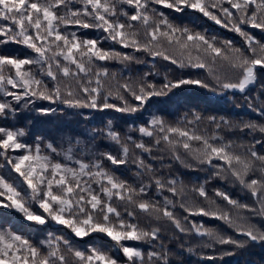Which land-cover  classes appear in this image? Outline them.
Instances as JSON below:
<instances>
[{"label":"snow or ice","instance_id":"1","mask_svg":"<svg viewBox=\"0 0 264 264\" xmlns=\"http://www.w3.org/2000/svg\"><path fill=\"white\" fill-rule=\"evenodd\" d=\"M76 3L81 6L74 8ZM225 4L228 6L225 7ZM155 5H163L177 13L189 9L198 11L216 24L239 33L244 38L246 47H236L231 41H223L221 46H217L214 37L210 40L204 34L193 32L187 27L175 26ZM125 6L130 9L131 14L129 10H125ZM121 16L125 18L124 22H121ZM136 24L140 27L136 28ZM62 25L65 29L74 25L78 28L102 30L107 34V39L124 48L132 47L136 51L147 52L152 57H162L173 64L178 63V60L167 52L162 41L170 46H178L181 55L188 53V64L192 67H208L206 62L200 60L199 55L196 60L200 62L192 61L191 51L203 53L212 65L219 63L220 70L226 66L235 73L234 79L218 73L213 74L216 85L222 90H238L245 93L257 80V66L264 70V42L245 31L246 27L264 31V0H0V44L15 42L27 46L36 54L34 58L25 59L0 55V92L4 96L17 102L26 100L27 103H33L35 99L53 103L59 101L69 109H115L131 113L143 108L153 96L165 94V90L171 91L183 85L211 88V85L202 79L189 78L173 82L165 77L166 82L157 90L155 84L146 81L148 74H145V78L138 81L117 83L115 91L108 85L105 92L101 77L107 78L109 72L107 68H97L96 62L113 59L126 62L134 57L103 49L99 47L96 39H80L76 32L61 31ZM33 65L38 67L39 75H46L53 81L52 88L43 80L37 79L30 70H22L23 66ZM180 66H184L183 62H180ZM210 73H213V69H210ZM93 83L95 87L90 86ZM9 86L18 91L9 90ZM127 95L139 103L130 105ZM110 98L122 101L123 106L110 103ZM254 99L246 98L250 109L254 108ZM9 110L15 111L11 102L0 101V114ZM254 110L264 116V107H255ZM37 111L46 115L55 110L40 108ZM200 119L199 115L195 116V121L199 122ZM208 119L216 128V134L210 137L197 134L195 129L189 131L166 124L162 117L157 116L146 122L145 126H141L139 132L153 138L157 149L170 153L177 161L184 162L179 152L182 148L184 158L191 161L187 164L189 168L209 166L214 169V176L238 182L250 190L259 207L240 204L226 192L219 190L216 191V196L236 210L235 218L232 212L221 210L219 207L211 210L186 202L182 181L173 177L157 176L153 165L145 163L143 153L151 155V146L142 141L137 143L131 137L122 141L120 133L113 130H109L106 135L120 145L121 155L117 157L109 152L101 153V157L113 165L127 164L129 143H132L135 149L141 150V155H134L132 160L138 169L137 176L141 173L151 174L148 176V184L140 183L137 187L119 179L104 168L102 159H97L91 164L78 160V169L53 162L50 156L41 154L39 143L33 150L31 146L20 142L19 138L25 135L24 130L5 127H0V151L7 154L8 150H25L26 154L7 159L6 162L15 173L23 177L27 188L30 189V196L25 199L18 186L0 175V207L16 209L23 213L26 220L38 225H45L49 220L55 221L65 225L77 237H84L92 232L105 233L120 245L128 264H135L137 258L142 262L143 253L137 248L123 245L121 241L157 240L160 237V229L146 230L138 223L126 222L117 207L113 206L114 197L125 203V214L130 218L134 219L135 213L129 211L127 205H132L144 213H155L158 220L169 221L180 233L195 231L196 235L206 237L211 243L231 244L237 248L247 247L249 241L264 243V231L249 223L247 217L239 215L240 211H245L264 216V154L255 150V145L264 144V140L254 138L256 133L264 136V122H233L224 118L217 120L216 117ZM188 123L191 124L192 121ZM224 130L252 135L253 141L251 144L233 140L225 142L224 137L218 134ZM218 141L220 143H217ZM193 142L197 144L196 147H193ZM47 148L53 153L56 152V146L52 142L47 144ZM236 148L241 149V152L237 153ZM67 159H72L71 147L68 148ZM160 159L162 163L163 157ZM214 160L222 163L214 164ZM257 172L260 174L258 178L248 179ZM93 184L99 186V191L92 187ZM153 184L157 192L166 190L173 199L165 196L162 206L158 202L140 199L147 196L148 189ZM192 190L209 201L203 185ZM177 198L180 199L179 207L184 212L189 215L212 216L225 221L234 226L238 234L246 237V240L239 241L212 230H202V225L197 226L194 223L190 228L184 227L181 219L175 214ZM32 203H38L43 213L37 214L33 211ZM214 203L215 201H210V204ZM183 219L187 221L188 217ZM55 239L56 243L53 244L49 234L46 243L50 250L47 254H42L39 248L22 236L10 230L0 229V264H68L66 256L60 251L61 243L73 253L79 264H118L112 256L95 248L90 249V254L86 255L85 252L72 249L69 241L63 237ZM211 243L206 246H211ZM160 249L161 251L148 253L150 264L153 259L159 264H170L169 249L163 243L160 244ZM188 251L192 249L189 248Z\"/></svg>","mask_w":264,"mask_h":264},{"label":"trees","instance_id":"2","mask_svg":"<svg viewBox=\"0 0 264 264\" xmlns=\"http://www.w3.org/2000/svg\"><path fill=\"white\" fill-rule=\"evenodd\" d=\"M80 6L79 3L73 5L74 8H79ZM227 6L225 4V7ZM155 7L163 12L175 26L180 28L187 27L193 32L204 34L210 40L214 37L217 46H221V42L223 41H231L236 47H246L244 38L239 33L216 24L213 20L205 17L198 11L189 9L182 13H177L165 8L163 5H155ZM125 10L130 11L127 6H125ZM218 15L220 14L218 13ZM120 19L121 22L125 20L122 16ZM133 23L135 24L136 22ZM139 27L136 24V28ZM140 30L141 32L143 31L142 29ZM61 31L76 32L80 39H96L99 42V47L103 49H111L134 57L133 60L126 62L116 59L96 62L97 68H107L109 72L107 78L101 77L105 84V92L108 89V85H111L112 90L115 91L117 83L123 84L129 81H138L141 78H145V74H148L146 81L155 84L157 90L166 82L165 77H167L168 81L173 82L189 78L202 79L208 82L211 88L205 89L195 85H183L173 88L171 91L165 90V94L153 96L143 108L131 113L119 112L115 109H69L59 101L53 103L43 99H35L33 103H27L26 100L17 102L0 92V101L11 102L13 109H15V111L9 110L5 114H0V127L12 130H24L25 135L19 138L20 142L31 146L33 150L35 149V145L39 143L41 154L50 156L53 162H60L78 169L79 165L76 163L78 160L91 164L97 159H102L104 168L119 179L126 180L129 184L137 187L140 183L148 184V176L151 174L141 173L139 177L137 176L138 169L132 163V160L134 155L136 157L141 155V150L135 149L132 143H129L130 154L127 164L113 165L106 158L101 157V153L109 152L117 157L121 155L120 145L116 144L106 135L109 130H113L120 133L122 141L126 140L127 137H131L137 143L142 141L145 145L151 146L153 148L151 155L143 153L145 163L153 165L156 169L155 175L157 176L164 178L173 177L178 181H182L184 200L186 202L198 207L204 206L211 210L219 207L221 210L232 212L235 218L237 214L236 210L232 209L221 197L216 196V191L219 190L226 192L232 199L239 201L240 204L259 207L255 203V198L252 196L250 190L244 188L238 182L214 176V169L209 166H194L193 168H189L187 164L191 163V161L184 158V150L182 148L179 149V152L184 162L177 161L170 153L157 149L153 144V138L141 134L139 128L145 126L146 122L157 116L162 117L166 124L186 128L189 131L195 129L197 134L210 137L216 134V128L215 125L209 122V117H216L217 120L224 118L233 122L248 120L264 122V116H261L254 110L255 107H264V70L260 66H257L256 82L249 86L245 93H240L238 90H222L216 85L213 74L218 73L234 79L235 73L227 69L226 66L223 70H220L219 63L212 65L210 61L206 60L203 53L198 54L196 51H191L190 53L193 63L200 62L196 60L197 55H199L200 60L208 64L206 68H198L188 64V53L181 55L178 46H170L164 41H162L164 48L178 60V63L173 64L162 57H152L147 52L136 51L132 47L124 48L111 39H107V34L102 30L78 28L74 25H70L65 29L62 25ZM245 31L249 32L257 40L264 42V31L252 27H246ZM141 42H143V37H141ZM0 55L25 59L34 58L36 54L25 45L8 42L0 44ZM180 62H183V67L180 66ZM62 63L64 62L62 61ZM210 69H213V73H210ZM22 70H30L37 79L43 80L49 88L53 87V81L50 78L46 75H39L37 66H23ZM53 70L55 71V66ZM14 71L13 69V75ZM90 86L95 87L96 85L93 83ZM212 89H215V91ZM9 90L18 91V89H11V86H9ZM247 97L255 98L253 100V109L248 107ZM126 98L130 105L139 103L134 101L130 95H127ZM109 102L123 106L122 101L114 98H110ZM40 108L54 109L55 111L45 115L37 111ZM196 115L201 117L199 122L195 121ZM188 121H192V123L189 124ZM218 134L224 137L225 142L233 140L244 144H251L253 141L252 135H245L239 131L228 132L224 130ZM254 138L256 140H264V136H261L259 133H256ZM49 142H52L56 146L55 153L47 148ZM217 143L220 142L218 141ZM196 146L197 144L193 142V147ZM69 147L72 148L71 160L67 159ZM255 150L264 154V144L255 145ZM235 151L240 153L241 149L236 148ZM24 154H26L24 149L8 150L7 154L0 151V175L8 179L10 183L18 186V190L22 192L25 199H28L30 189L27 188L23 177L15 173L6 162L7 159H14L16 156ZM33 154H35L34 151ZM161 157H163L162 163ZM218 163L222 162L214 160V164ZM259 175L257 172L254 175H250L248 179L258 178ZM69 179L71 178L69 177ZM201 185L205 187L209 201L204 200L197 192L192 190ZM92 187L99 191L98 185L93 184ZM165 196L170 200L173 199L171 194L166 190L157 192L153 184L148 189L147 196L140 199L158 202L162 206ZM101 198L105 199V197ZM210 201H215V203L210 204ZM180 202V199L177 198L175 214L177 218L181 219L184 227L190 228L194 223L197 226L202 225V230H212L225 237H232L239 241L246 240V237L238 234L234 226L229 225L225 221L212 216L189 215L179 207ZM112 203L121 212L126 222L138 223L141 228L146 230H151L152 228L160 229V237L157 240L121 241L125 246L134 247L142 251L143 261L141 262L137 258L135 264H150L148 253L161 251V243L169 249L170 264H264V243L249 241L245 248H237L231 244L221 245L219 243H211L206 237L201 238L196 235L195 231H191L188 234L180 233L169 221L158 220L155 213H144L132 205H127L128 210L135 213V218H130L125 214L126 205L124 202L114 197ZM31 208L37 214L43 213V209L39 208L38 203H32ZM239 215L247 217L249 223L264 231V216L253 215L245 211H240ZM185 216L188 217L187 221L183 219ZM0 229L10 230L22 236L33 246L39 248L42 254H47L50 250L46 242L49 240V234H51V242L53 244L56 243L55 238L63 237V239L69 241L72 249L85 252L86 255L90 254V249L95 248L112 256L118 261V264H128V260L124 256L120 245L105 233L92 232L87 236L77 237L65 225H60L51 220L45 225H38L26 220L23 213L18 210L5 207H0ZM209 243H211V246H206ZM181 245H183V248H181ZM189 248L192 251H188ZM60 251L66 256L68 264H79L78 259L62 243ZM209 257H212V259H209ZM151 264H159V262L153 259Z\"/></svg>","mask_w":264,"mask_h":264}]
</instances>
